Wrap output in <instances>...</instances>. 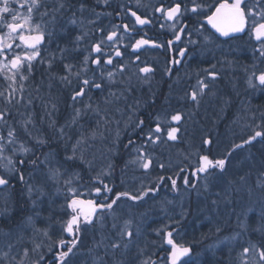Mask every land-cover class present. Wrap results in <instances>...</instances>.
Segmentation results:
<instances>
[{
  "label": "snow or ice",
  "instance_id": "snow-or-ice-1",
  "mask_svg": "<svg viewBox=\"0 0 264 264\" xmlns=\"http://www.w3.org/2000/svg\"><path fill=\"white\" fill-rule=\"evenodd\" d=\"M96 2L110 6L109 0ZM78 3L77 8L70 0H0V104L3 105L0 107V186H8L15 177L25 183L30 199L34 193L38 194L37 199L32 200L33 214L22 217L15 228L0 232V264H48L49 255L54 264H76L84 233L97 225L104 229L108 219L112 221L108 234L101 231L99 240L94 239L93 246L88 249L92 264H109L105 257H111V264H191L192 246L180 242L182 236L179 228L187 216V210L182 205L177 219L167 214L166 205L173 201H161V211L165 213L167 222L153 228L151 233L144 228L148 213H141L138 220L132 208L145 203V198H154L166 180L171 190L178 193L180 185L177 175L185 191L195 190L198 194L201 189L208 191L211 186L223 182L237 150L256 142L264 146V114H261L259 123L253 114L251 123H245L242 127V131L247 130L246 138L242 137L240 143H232L223 155L210 157V154L197 152L194 170L178 167L174 175H159L148 179L147 183L141 179L135 192H115L110 184L113 165L109 163L96 170L93 160L87 156L90 140L96 136L95 130L90 134L81 131L70 150L65 148L63 159H58L54 152L44 153L43 160L36 156V151L45 147L48 141L41 135H34V116L28 111V106L33 102L28 91L29 81L37 64H46L49 80L70 88L73 105H80L73 108L70 125H77L89 113L107 123L108 106L122 99L127 100V94L132 91L133 78L147 82L154 72L151 66L141 61L139 53L142 49L151 47L171 51L174 43L182 42L185 36L187 45L196 46L201 44L200 37L205 43L223 37L227 38L226 43L229 39L238 38V34H248L259 46L254 49L258 55L250 68H244L246 84L249 88L264 90V68L260 67L264 64V0H157L155 5H145L142 0H135L136 10L121 5L115 13L121 22L112 23L110 27L100 26L97 21L101 15L111 16L112 13H99L94 8L89 10L85 0H78ZM141 7L145 10L138 14ZM86 11H90L94 18H83ZM69 12L71 15L65 20ZM77 12L80 13L79 17ZM147 25H158L161 31L167 29L172 39L158 43L146 38V34L139 35ZM69 26L79 28L71 41L72 47H61L56 43L53 50L57 29L67 32ZM194 35L197 39H193ZM122 48H130L129 55L134 59L122 62ZM187 51V47L178 49L180 59L172 58L169 62L180 64ZM73 53L82 55V59L72 62ZM215 69L216 65L211 64L209 69L203 70L204 76L197 72L195 83L187 85L180 99L191 102L198 109L206 96H214L213 85L219 78ZM166 71L171 75V68ZM185 75L191 81L192 77L187 73ZM117 84L121 87L112 91L111 88ZM106 88L109 89L108 95L102 102L94 101L89 95L92 89L103 92ZM49 102L52 111H55V102ZM152 102L155 103V100ZM101 103L104 107H101ZM139 106L140 101L128 106L131 113L129 120L135 116ZM20 107H24L25 112L19 113L21 118L17 120L13 110ZM116 110L119 111L118 108ZM184 117L181 111L170 114L165 109L155 115L149 114L148 124L144 119L137 118L134 127L140 132L141 143L137 144L130 138L125 145L126 148L131 146L134 153L125 168L133 165L137 170H143L145 178L150 177L154 166L162 171L170 168L171 162L165 165L158 161L149 149L176 141ZM50 126L55 127V122ZM57 131L61 138L65 137L63 126ZM202 144L208 146L210 153L212 139H203ZM26 165L34 169L43 165L46 169L43 183H51L58 193L63 191L64 203L60 205L59 218L54 220L52 215L44 218L37 210V201L45 193L43 185L33 186L25 181L22 169ZM185 172L189 174L184 175ZM239 182L246 184V175H241ZM234 183L236 181L228 180L223 194L217 192V197L223 195L227 200L228 187ZM256 187L264 191V171L259 173ZM251 192L252 188H249ZM126 201L131 203L125 216L122 205ZM217 203L218 200L212 201L213 205ZM233 211L236 222L232 233L221 238L219 233L222 229L217 226V239L209 245V249L227 248L228 264H264V226L252 230L261 234L259 241H253L247 223L248 214L253 209L241 207L239 211ZM7 212L6 205L0 209V215ZM261 215L264 218V212ZM38 219L42 226L37 224ZM148 234L162 239L158 247L165 252L163 257H159L158 252L148 250L149 244L156 246L155 241L145 240L141 246V239ZM164 245L168 247L164 248ZM133 248L136 249L135 255L128 259ZM101 250L103 254H100ZM117 253L120 259H117Z\"/></svg>",
  "mask_w": 264,
  "mask_h": 264
},
{
  "label": "flooded vegetation",
  "instance_id": "flooded-vegetation-1",
  "mask_svg": "<svg viewBox=\"0 0 264 264\" xmlns=\"http://www.w3.org/2000/svg\"><path fill=\"white\" fill-rule=\"evenodd\" d=\"M70 2L75 5V7H79L78 0H70ZM85 3L89 10L94 8L95 11L99 13H112L111 16L101 15L99 20L97 21L100 26L106 27H110L112 23L121 22V18L115 15L116 11L120 10L121 5H127L128 7H132L133 10H136L135 0H109L110 6L97 4L96 0H85ZM142 3L145 5H155L157 3V0H142ZM144 10L145 9L141 7L138 14L140 12H143ZM70 15V12L67 13L64 19L66 20ZM77 16H80L79 12H77ZM83 18L94 17H92L90 11H86L83 14ZM125 22H127L126 18ZM69 28L71 30H68L67 32H60V30L57 29L58 35L55 37V42L52 45L53 50L55 49V44H61V42L62 46L67 43V47H72L71 43L67 42L69 39L66 38V42L64 43L61 38L63 39L66 33H70L72 36H75L79 32V28L75 26H69ZM209 31H211V29H209ZM145 34L146 38H151L158 43H163L169 39H172L171 32L167 29L161 31L158 25L144 26L140 30L139 35L142 36ZM136 38H139V36H136ZM193 39H197V37L194 35ZM199 39L201 40V44L196 46L187 45V37L185 36L183 37L182 42L174 43L171 51L163 48L155 49L151 47H148L146 50L142 49L139 53L141 61H145L148 66H151L154 69V72L150 75L148 81L143 82L133 78L132 91L131 93L127 94V100L125 101L122 99L121 101L123 102L120 103L119 101L116 104H111L108 106V117L110 118L107 123L103 120H100L95 114L92 115L90 113L80 119L79 124L81 130H85L87 126L98 127V125H101L100 128L98 127V130L101 129L102 126H108L106 127L107 132H105L108 137L109 131L113 130L111 129V127L114 129H116L117 127L116 120L113 116L118 115L119 112L130 115L131 113L129 111L128 106L133 105L135 101H140V106L135 110V116H133L131 119L132 125L127 126V128L125 129L127 133L123 132L121 135L123 137H120V140L115 141L113 140V138L109 137V139L103 141L101 143L102 145L100 144L99 147L94 146L89 148L109 150L105 157V160L102 159L98 163H101L102 161L106 160L111 161V164L113 165V170L110 184L114 186L115 192H135L136 190L128 187L127 178L126 175H124L129 170V166L125 168V164L131 159L129 156V152H132L130 151L132 149L131 146L126 148L125 145L128 144L130 138L132 140H135L137 144L141 143L140 132L134 127V118L144 119L146 124H148L149 114L155 115L156 113L161 112L165 109L170 114L176 111H183V113L185 112V115H189L190 113H192L195 125L193 126L194 128L192 127L193 129L190 132L189 136L185 134L184 140H179V138L183 136V126L180 125L181 131L178 133V139L176 141H170L166 144H160L156 147H159L160 151H162V146L164 147L163 149H165V146H167L174 147L175 150L187 151L188 149L195 146L197 142L195 139L199 135L198 133L205 132L204 134L206 138H211L213 141V145L211 146L210 153L208 146L205 145H202L199 153L210 154V157H219L223 155L228 148H230L232 143H229L227 141L225 148L216 150L215 145H217L219 142L216 139L215 131H217L216 126L218 125L215 123L213 124V122L210 123L206 121L205 119L207 118H205V116H214V113L218 111L220 107L222 108V105L224 106V101H227L229 106V108L226 109V113L224 111V117L236 114V108L238 105H243L244 107H246L247 104H245L244 102L248 100L251 101L253 107L252 105H250V107L252 108L247 109V111H261V105H264V90H261L260 88H249L246 84V73L244 71L245 67L250 68L251 64L253 63L254 57L257 56L258 53L253 52V55L251 57H247L246 55H244L238 58H234L231 55L232 51L237 52L236 54H245V50L249 49V45H242L240 43L241 41H244V43H247L248 41L250 43H253L252 46L255 44V46L258 47L259 45L257 44V42L252 39L248 34H241L238 36V38L227 40L226 43L224 42L226 39L222 37L211 43L203 42L202 37H200ZM125 43H128V41L125 40ZM231 43H234L233 50ZM182 47H187L188 51L181 60V63L176 65L171 64L169 61L172 58L180 59L178 55V49ZM237 48L241 50L236 51ZM121 50L124 52V58L122 62L127 63L130 59H134L133 56L129 55V53H131L130 48L127 50L122 48ZM248 51H250V49ZM202 52L206 54H202ZM72 55L74 57L72 62H76V60L82 59V55H76L75 53H73ZM228 61H231V63H228ZM211 64L216 65L215 70L219 73V78L213 85L212 89L215 92V95L206 96L201 102L199 108H194V111H192L190 106L194 105L192 103L190 104L189 101L180 99V97L183 96L184 91L186 90L187 85L189 83H195L196 73L199 72L201 76H204L205 73L203 70L209 69ZM260 67L264 68V64L260 65ZM168 68L172 69L171 75H169L166 71V69ZM46 70V64H41L40 66L39 64H37L36 68L34 69L32 79L29 81L28 86V91L31 94L33 102L30 106H28V109L29 111L38 114L44 112H46V114L51 113L50 116L47 115L48 126L46 131L49 133V136L47 137L48 143L45 148L54 151V146H57V148H62L63 145L60 141H57L58 143L54 141V127H51L50 125L53 121L56 123L57 121H62L63 117L68 116L69 112L73 114V108L80 107V105H73V102L71 100L70 88H66L60 83L55 84L54 81H51V87L47 88L49 90V94L47 96V100L45 101L46 103L40 104L39 98H42V95L40 94V86L38 85V75L44 72L48 73V71ZM186 73L192 77L191 81L188 80L187 76L185 75ZM237 82L240 85H237L238 89L236 91H233L231 83ZM55 85L62 86V91L58 94H55ZM118 85L119 84L115 85L114 88L112 87L111 90L117 91V88L119 87ZM108 91L109 89L107 88L103 92L96 89H92L89 95L94 101L102 102L103 99L107 97ZM153 99L155 100V103L152 102ZM49 101L55 102V111H52L51 103ZM101 107H104L102 103ZM117 108L119 109V111L116 110ZM19 109L21 111L25 110L24 107H20ZM19 109H14L13 113L16 111L20 113ZM91 117L93 118L91 119ZM218 123L219 126L228 127V119L222 120ZM241 124L244 125L245 122H241ZM246 135L247 134H244L238 137L235 143H240L241 138H246ZM259 145L260 143L256 142L252 146H246L245 149L237 150V152L234 153L233 157L231 158V161L238 160L239 162H241L240 173L237 178L241 176L240 174L243 171L250 170V163L252 161L257 160L259 155ZM68 146H70V143L68 144ZM160 151L154 152H159L161 154V157L157 153H153V155L155 157L157 155L158 158L164 159L163 154ZM247 151H249L250 154H253L250 155L251 159L248 160L244 158L242 160V158H237L239 157V154H242L243 152ZM162 152L165 153L164 151ZM38 154L39 153L37 150L36 156H38ZM195 159L197 163L196 155ZM245 164L249 167L243 170ZM195 166L191 167L189 165V162L187 164H184V167L190 168L191 170H194ZM229 167L230 164L228 165L227 170L229 169ZM24 168L26 169V166ZM188 174V172L184 173V175ZM159 175L168 176L164 174L162 170L160 171L158 176ZM242 175H244V172ZM176 178L178 181V185H180V190H182L183 192H173L169 186V182L166 180L165 183L161 185L159 192L155 194L154 198H145L146 202L141 204L138 208H132V211L136 214L138 220L140 218L141 213H148L147 219L144 223V228L147 229L148 233H151L153 228L160 227L162 223L167 222L165 213L161 211V201H173L172 204L166 205L167 214L175 216L177 219H179V214L182 211V205L183 209L187 210V216L182 221L179 228L182 239H177H180V242L182 243L191 244V264H228L229 257L227 248H224L222 246L221 249H216L215 251H212L209 249V245L217 239V233L215 231L217 226L222 229V231L219 233V236L221 238L232 233L233 229L235 228L236 222V216L233 210L235 209L236 211H239L241 207L245 208L249 199L248 195L246 193L241 195L240 192H227V200H224L223 195H221V197H217V192H200L198 194L197 192H193V190L185 191L182 186V180L180 179L179 175H177ZM121 181H123V183ZM84 182L86 183V174ZM18 185V179L13 177L8 186H0L2 187V189H7V191H9L10 194H13L14 196V205L10 209L8 208V212L6 214L0 215V231L5 232L7 229L10 230L15 228L16 224L19 223L22 217L33 214V212H31V209H33L32 206L29 208L22 207L23 198H29L26 192H20ZM50 193L54 194V192ZM59 193H61V195L57 199L51 200L50 206L48 208L42 209L40 207L39 211L42 217L46 218L49 215H52L55 220L56 218H59L61 216L60 205L64 203V193ZM220 193L223 194V192ZM256 194L260 195L259 200L261 201L264 197V192H257ZM34 195L35 194H33L32 198L38 197V195ZM85 195L87 196L86 190ZM213 200H218V203L216 205H213ZM223 200L225 202H223ZM130 203L131 202L126 201L122 205V212L125 216L127 215L128 205ZM262 212L263 211L259 210V208L257 207V210L250 212V214L248 215L249 217L247 223L250 226L249 234L253 241H259L261 239V234L252 230L264 226V218H262L261 215ZM111 223V219H108L106 220V227L104 229H100L99 225H97L95 228L84 233L83 244L81 245V252L76 258V264H92V256L88 253V249L93 246L94 239L99 240L101 231H103L105 234H108L109 230L111 229ZM37 224L42 226L41 221L39 219L37 220ZM58 227L59 226L57 225V229ZM247 238L248 237L246 236L245 239ZM145 240L156 242V246L149 244L148 250L150 252H158L159 257H163L165 255V252L158 247L162 244L161 238L156 237L154 234H148L146 235V237L141 239V246H143ZM163 247L167 248L168 246L164 245ZM135 251L136 249L133 248L132 253L128 255V259H131L132 256L135 255ZM100 254H103V250L100 251ZM120 258V254L117 253V259ZM105 259L108 260L109 264H111V257H105ZM48 264H54L51 255H49L48 257Z\"/></svg>",
  "mask_w": 264,
  "mask_h": 264
},
{
  "label": "rangeland",
  "instance_id": "rangeland-1",
  "mask_svg": "<svg viewBox=\"0 0 264 264\" xmlns=\"http://www.w3.org/2000/svg\"><path fill=\"white\" fill-rule=\"evenodd\" d=\"M68 30H71V29L68 27ZM69 34L70 33H66L65 37L63 39L61 38V40L64 41V43L66 42L65 41L66 38L69 39L67 41L68 43H71V41L73 40L74 36H72L71 34L69 35ZM240 43L242 45L248 44L250 51H248L249 49H246L245 54H236L237 52L232 51L231 52L232 57L238 58V57L244 56V55H246L247 57H249V56L251 57L253 55L254 49L256 48L255 44L252 46L253 43H250L248 41H247V43H244V41H241ZM233 44L234 43H231L232 50L234 48ZM66 45H67V43H65L64 46H62V42L60 44L61 47H65ZM239 50H241V49H238V48L236 49V51H239ZM202 54H206V53L202 52ZM40 65L41 64H39V66ZM41 76H46V77H41ZM38 77H39L38 85L40 86V94L42 95V98H39L40 104H45L46 103L45 101L47 100V98H48L47 96L49 94V90L47 88L49 87V85L51 83V81L49 80V73L44 72V73L38 75ZM117 79L119 80L120 78L118 77ZM54 82H55V84L59 83L58 81H54ZM237 85H240V84H238V82L237 83H231V87H232L233 91H236L238 89ZM118 86L119 87L117 89H119L121 87L120 85H118ZM113 88H114V86H113ZM61 89H62V86L55 85V94L60 93L62 91ZM121 102H123V101L120 100V103ZM244 103L247 104V106L244 107L243 105H240V106L238 105L236 108L237 112L234 115L226 116V114H225L226 117H224V115H223L224 111L226 113V109L229 108L228 102H227L224 104V106L222 105V108L220 107L218 109V111H216L214 113V116L213 115H212V117H206L205 116V118H207V119H205V118L204 119L210 123L213 122V124L214 123L217 124V122L228 119V127L229 128H228V137L226 138V141H228L229 143H233L236 141V139L238 137H240L244 134H248L247 130L242 131L243 125L241 124V122L251 123L252 116H253V114H255L256 122L259 123L261 114H264V105H261V108H260L261 111L251 112V111H247V109H250L253 107L251 101L248 100V101H245ZM190 104H191V102H190ZM250 105H252V107H250ZM2 106L3 105L0 104V107H2ZM190 108L192 111H194L195 107L190 106ZM19 111H20V113L25 112V110L21 111L20 109H19ZM28 111H29V109H28ZM31 113L34 116V121H35L34 135H41L47 139V137L49 136V133L46 131L47 126H48V117H47L46 112L40 113V114L33 113V112H31ZM90 114L94 115L93 113H90ZM13 115H14L15 119H17V120H19L21 118L18 111L14 112ZM72 115L73 114L71 112H69L68 116L63 117L62 121H57V123L55 122V127H54V132H53L54 141L55 142L60 141L62 143L63 147L57 148V146H54L55 147L54 151H51L50 149L47 148L44 152H42V154L48 153V152H54L57 154V158L59 159V156L63 152H65L66 147L70 150L71 145L79 137V134L81 131L85 132L86 134H90L93 130L96 131L95 138L90 140L87 156L90 153H93L94 151L98 150V149H89V148L94 147V146L99 147L103 141L109 139L107 137V134L105 133V132H107L106 127H108V126H102L101 129H103V130H101V129L98 130V127L100 128L101 125H98V127L97 126H92V127L87 126V128H85V130L84 129L81 130L79 123L77 125H70ZM113 117L116 120L117 127H116V129L111 127V129H113V130L109 131V137L112 134L114 135L113 137H117V138L123 137V136H121L122 133L123 132L127 133V131H125V129L127 128V126L132 125V121L129 120L128 114H124V113H120V112L118 115H114ZM92 118L93 117H91V119ZM109 118L110 117H108V120H109ZM135 120L136 119L134 118V122H135ZM181 125L183 126V136L180 137L179 140H184L185 134L187 136H189L190 132L194 128L193 126L195 125V122H194L193 114L192 113H190L189 115L186 114ZM62 126L64 127V132H65L64 138H61L58 135V131H57ZM204 133L205 132L198 133L199 135L195 139V140H199L201 145H203L202 140L206 138ZM219 141L220 142L217 145L220 146L222 144L223 147H221V149L225 148L224 144L221 143V142H225L224 139H219ZM69 143H70V146H68ZM165 147L166 148L163 149L164 147L162 146L161 150L164 151L166 154L163 153L162 151H160L159 147L158 148L157 147L150 148L149 151H151L152 153H157L161 157V154L159 152H154V151H160L163 154L164 159L158 158L157 155H156V158L158 161L164 162L165 165H168L169 162H171V167L170 168L166 167V169L163 170V173L166 175L176 174L178 167H184V164H187L189 161H191L195 157V154H193V153H195V151L190 153L189 151H186V150H175L174 147H167V146H165ZM258 150H259L258 158L256 161H252L250 163V170L243 171L244 175H246V179H247L246 184L239 182V178H237V179L232 178L231 179L228 175H225L223 182H221L216 188H217L218 192H224L225 188L227 187V181L228 180L236 181V183H234L230 187H228V192H240L241 195L246 193L248 195L249 199L247 201V204L245 203L246 204L245 208L250 207L254 211V210H257V207H258L259 210L264 212V197L260 201L259 200L260 195L256 194L257 192H264L260 188L256 187L257 177H258L260 172L264 171V166H262V160H264V146H262L260 144L258 146ZM108 151L109 150H107V149H99L98 154H93L90 159L93 160L94 164L96 162L97 163L100 162V160H102V159L105 160V157H106ZM130 151H132V149ZM248 152L249 151L243 152L242 154H239V157H237V158L238 159L242 158V160L244 158L248 159V160L251 159L250 155H253V154H250V152L249 153ZM133 155H134L133 152H129V156L131 159H132ZM39 157L41 160H43V155L39 156ZM154 164H155V161H154ZM247 167H249V166L245 164L243 170H245ZM95 168H97V167H95ZM45 170H46L45 167L43 165H40L38 168H35V169L32 168V170L30 168V172L29 173L27 172V181L29 182V184H32L33 186L43 185V191L45 194L43 196H40V198L37 201L38 211L40 210V207L42 209L48 208L50 206V201L53 199H57L61 195V193H58L56 188L53 187L51 185V183H48V184L43 183V180H44L43 172ZM160 171H161V169H159L158 166H154L151 169L150 177L145 178L143 170H137L135 168V166L129 165V170L124 175H126L128 187L133 188V189H137L140 185L141 179H145V183H147L148 179H152V178L157 177L158 174L160 173ZM243 172L240 175H242ZM249 188H252L251 194L249 193ZM50 192H54V194L53 193L51 194ZM61 192H63V191H61ZM180 192H183V191L180 190ZM26 194L28 196L27 192H26ZM34 194H35L34 196L38 195L37 193H34ZM28 198H29V196H28ZM36 198L31 197V199L30 198L27 199L25 197V198H23V203L25 201L27 203L28 208L31 206L33 207L32 200L36 199ZM13 199H14L13 194H10V192L7 191V189H5V188L2 189V187H0V209H2L5 205L7 206V208L10 209L14 205ZM223 202H225V201L223 200ZM31 212H32V209H31ZM30 215H32V214H30ZM8 230L9 229H7L6 231H8ZM0 232H4V231H0Z\"/></svg>",
  "mask_w": 264,
  "mask_h": 264
},
{
  "label": "bare ground",
  "instance_id": "bare-ground-1",
  "mask_svg": "<svg viewBox=\"0 0 264 264\" xmlns=\"http://www.w3.org/2000/svg\"><path fill=\"white\" fill-rule=\"evenodd\" d=\"M217 125H218V126H216L217 127V131H215L216 139H217L218 142H220L219 139H224L225 142H221V143H223L224 146H226V144H227L226 138L228 137V128L229 127L219 126V123L218 122H217ZM113 136L114 135L112 134L110 136V138H113V140H115V141L120 140L119 138L113 137ZM108 138H109V135H108ZM196 141L197 142H196L195 146L187 150L190 153H192L193 151H195V153H193L195 155H196L197 152H200L201 147H202L200 141L199 140H196ZM215 147H216V150H218V149H221V147H223V145L222 144L220 146L219 145H215ZM98 150L97 151H94L93 153H90L88 155V158L90 159L93 154H98ZM64 155H65V152H63L59 156V159H63V156ZM29 158H31V157H29ZM109 163H111V161H107L106 160V161H102L101 163H95L94 165H96L95 167L98 168V169L96 168V170H99L100 168L105 167ZM195 164H196V159L194 157L191 161H189V165L191 167H194ZM240 167H241V162H239L238 160L231 161L230 167L227 170L226 175H228L231 179L232 178L236 179L238 177L239 173H240ZM30 168L32 170V167L30 165H26L27 171H24L23 170V174H24V177H25V181H27V172L28 173L30 172ZM86 176H87V174H86ZM18 181H19V179H18ZM218 185L219 184L211 186L208 191H204L203 189H201L200 192H218L217 191V188H216ZM198 187H199V185H198ZM18 188H19L20 192H27V188H26L25 183H22V182L19 181ZM193 192H197V191L193 190Z\"/></svg>",
  "mask_w": 264,
  "mask_h": 264
},
{
  "label": "trees",
  "instance_id": "trees-1",
  "mask_svg": "<svg viewBox=\"0 0 264 264\" xmlns=\"http://www.w3.org/2000/svg\"><path fill=\"white\" fill-rule=\"evenodd\" d=\"M263 104H264V102H263ZM46 149H47V148H45V147H43L42 150L40 149V150L38 151V153H39L38 156H42V155H43L42 152H44ZM40 160H41V159H40ZM23 170H24V171H27V169H25V168H24ZM22 207H23V208H26V207H27V203H26L25 201H24Z\"/></svg>",
  "mask_w": 264,
  "mask_h": 264
},
{
  "label": "water",
  "instance_id": "water-1",
  "mask_svg": "<svg viewBox=\"0 0 264 264\" xmlns=\"http://www.w3.org/2000/svg\"><path fill=\"white\" fill-rule=\"evenodd\" d=\"M239 35H241V34H238V36H239ZM222 38H223V37H222ZM225 39H227V38H225Z\"/></svg>",
  "mask_w": 264,
  "mask_h": 264
}]
</instances>
